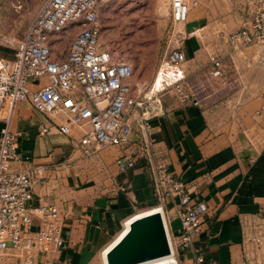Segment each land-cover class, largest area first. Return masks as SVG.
I'll return each instance as SVG.
<instances>
[{
  "label": "crops",
  "instance_id": "obj_1",
  "mask_svg": "<svg viewBox=\"0 0 264 264\" xmlns=\"http://www.w3.org/2000/svg\"><path fill=\"white\" fill-rule=\"evenodd\" d=\"M204 18L200 17L198 24L188 21L181 29L187 33L205 31ZM195 39L188 37L182 42L188 59L193 50H201L197 41H203ZM0 54L12 59L5 48H0ZM257 58L259 55L252 59L254 63ZM212 68L211 63L209 77ZM189 78L203 83L195 75L189 74ZM238 87L213 90L214 99L203 107L170 99L148 121L150 137L141 132L154 143L169 170L192 189L194 202L209 207L204 230L195 243L205 257L204 264H242L254 256L264 258V86L244 98L240 97L244 88ZM130 121L134 134L128 145L111 146L85 157L79 150V131L64 135L28 101L16 105L12 130L17 134L19 160L13 165L41 169V182L30 202L38 209L34 230L42 207L55 204L64 216L66 247L37 254L35 264H103L102 251L122 232L125 221L159 204L154 191L156 172L141 158L144 137L135 131L131 117ZM43 126L49 131L42 135ZM136 140L139 143L135 144ZM127 156L135 157L137 163L122 170L117 160ZM162 204L176 234L180 222L173 204ZM248 233L261 236V249L245 240ZM179 260L180 264H198L191 251H180ZM5 264L21 263L9 259Z\"/></svg>",
  "mask_w": 264,
  "mask_h": 264
},
{
  "label": "built area",
  "instance_id": "obj_2",
  "mask_svg": "<svg viewBox=\"0 0 264 264\" xmlns=\"http://www.w3.org/2000/svg\"><path fill=\"white\" fill-rule=\"evenodd\" d=\"M105 1L45 0L22 39L4 40L14 50V58L9 60L0 54V264L9 259L35 264L37 254L66 247L64 216L57 205L39 209V226L34 230L38 209H33L30 202L41 182V169H18L13 165L19 160L17 134L12 130L16 105L28 101L36 112L50 117L64 135L79 131V150L83 156L92 157L105 148L128 145L134 134L130 114L146 104L144 98L132 92L133 66L101 46L99 12ZM197 5L198 1L171 0L174 24L150 92L156 97L174 91L182 104L203 107L213 92L190 80L188 57L182 46L188 37L206 39L203 29L190 33L181 29L189 21L192 6ZM70 35L73 39L67 48L60 49L58 46ZM221 37L235 53L255 47L263 61L264 3L249 25ZM211 63L210 76L223 79L225 61L214 54ZM48 131L49 127L43 126L40 134ZM142 136L145 149L141 158L156 172L154 191L169 241L176 253L191 251L198 264H204L205 257L195 243L204 230L209 207L205 202H194L192 189L169 170L154 143L146 140L144 133ZM136 161L127 156L119 158L117 164L124 170L134 167ZM166 201L172 202L174 216L180 222L176 234L162 204ZM245 240L261 249V236L248 233ZM254 259L255 256L242 264H252Z\"/></svg>",
  "mask_w": 264,
  "mask_h": 264
},
{
  "label": "rangeland",
  "instance_id": "obj_3",
  "mask_svg": "<svg viewBox=\"0 0 264 264\" xmlns=\"http://www.w3.org/2000/svg\"><path fill=\"white\" fill-rule=\"evenodd\" d=\"M44 1L0 0V48L9 51L12 56L10 60L14 58V50L8 47L4 40L10 37L22 39ZM188 1L190 3L198 1L197 6H192L189 23L198 24L200 17H205L206 21V39L203 43L195 39L197 45H201L198 46L201 50H193V57L187 62L189 74L197 76L203 81L205 89L213 93L220 88L229 90L241 86L244 90L240 97L244 98L262 91L264 86V61L260 60L262 53L255 47H250L242 53H235L222 39L221 34L227 35L249 25L264 0ZM99 24L101 46L113 51L116 56L134 68L131 78L132 92L135 97L144 98L146 104L143 111L133 109L130 117L136 126L135 131L141 135L143 131L150 137L148 121L155 112L162 111L170 99L181 103L174 91L156 97L150 92L174 24L171 0H106L100 6ZM72 39L73 35H70L58 47L67 48ZM214 54L222 56L226 63V76L223 79L209 77L211 56ZM256 55H259V59L257 58L258 61L254 63L252 59ZM158 98L162 104L158 102ZM211 99H214V95L210 101ZM146 118L148 119L145 120ZM137 143L139 141L136 140L135 144ZM179 252L177 258L180 264ZM252 264H264V258L255 257Z\"/></svg>",
  "mask_w": 264,
  "mask_h": 264
},
{
  "label": "water",
  "instance_id": "obj_4",
  "mask_svg": "<svg viewBox=\"0 0 264 264\" xmlns=\"http://www.w3.org/2000/svg\"><path fill=\"white\" fill-rule=\"evenodd\" d=\"M164 217L160 213L136 219L126 235L109 251L108 264H144L171 252Z\"/></svg>",
  "mask_w": 264,
  "mask_h": 264
},
{
  "label": "bare ground",
  "instance_id": "obj_5",
  "mask_svg": "<svg viewBox=\"0 0 264 264\" xmlns=\"http://www.w3.org/2000/svg\"><path fill=\"white\" fill-rule=\"evenodd\" d=\"M158 102L161 103V100L158 98ZM154 213H160L163 214L162 209L159 206H155L149 209H144L141 210L140 212L132 215L131 217H129L126 221H125V226L124 229L122 230V232L118 235V237L110 244L108 245L103 251H102V261L103 264H108L107 261V255L109 253V251L126 235V233L129 231L131 224L136 220L139 219L141 217H144L146 215H150V214H154ZM164 216V214H163ZM170 246H171V252L170 254H168L167 256L158 259V260H154V261H150L144 264H179L178 258H177V253H176V249L172 243V241L170 240Z\"/></svg>",
  "mask_w": 264,
  "mask_h": 264
}]
</instances>
